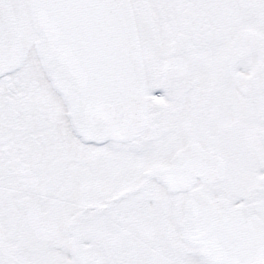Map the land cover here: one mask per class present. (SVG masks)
Wrapping results in <instances>:
<instances>
[{
    "label": "snow or ice",
    "instance_id": "snow-or-ice-1",
    "mask_svg": "<svg viewBox=\"0 0 264 264\" xmlns=\"http://www.w3.org/2000/svg\"><path fill=\"white\" fill-rule=\"evenodd\" d=\"M0 264H264V0H0Z\"/></svg>",
    "mask_w": 264,
    "mask_h": 264
}]
</instances>
